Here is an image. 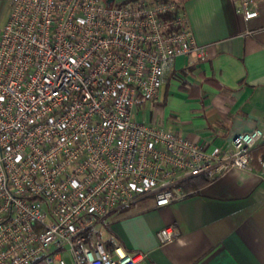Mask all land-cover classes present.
<instances>
[{"label":"built area","instance_id":"1","mask_svg":"<svg viewBox=\"0 0 264 264\" xmlns=\"http://www.w3.org/2000/svg\"><path fill=\"white\" fill-rule=\"evenodd\" d=\"M251 0H237L245 17ZM204 54L183 0H10L0 26V264H135L86 230L111 210L206 170L250 168L259 126L228 143L133 116L177 54ZM172 224L157 228L160 241ZM64 254L69 255L67 262Z\"/></svg>","mask_w":264,"mask_h":264},{"label":"crops","instance_id":"2","mask_svg":"<svg viewBox=\"0 0 264 264\" xmlns=\"http://www.w3.org/2000/svg\"><path fill=\"white\" fill-rule=\"evenodd\" d=\"M236 1L183 0L204 54H177L157 95L138 99L133 116L179 131L206 149L259 126L263 135L251 167L189 176L182 181L201 173L210 178L185 191L182 181L174 184L177 196L162 204L141 194L86 230L109 249L119 244L145 252L135 264H264V0L248 2L257 10L248 17ZM9 11L10 0H0V26ZM163 224H172L174 233L160 241L156 230Z\"/></svg>","mask_w":264,"mask_h":264},{"label":"trees","instance_id":"3","mask_svg":"<svg viewBox=\"0 0 264 264\" xmlns=\"http://www.w3.org/2000/svg\"><path fill=\"white\" fill-rule=\"evenodd\" d=\"M260 149L262 150V153H264V142L261 144V148ZM191 178L186 179V180H184V181H182V182L179 183L184 191L185 190H188V189H191L193 187H196L200 183H203V182L207 181L210 177L206 173H201V174H199V176L197 177V179L193 180ZM131 203L126 204V205H123V206L119 207V209L126 208ZM88 234H90V232H88ZM88 236H90V235H88ZM30 264H46V263L42 259H37V260L33 261Z\"/></svg>","mask_w":264,"mask_h":264},{"label":"rangeland","instance_id":"4","mask_svg":"<svg viewBox=\"0 0 264 264\" xmlns=\"http://www.w3.org/2000/svg\"><path fill=\"white\" fill-rule=\"evenodd\" d=\"M111 1H112V3L120 2V1H117V0H111ZM122 1H124V0H122ZM64 256H65V258H66L67 260H69V255H68V254H64Z\"/></svg>","mask_w":264,"mask_h":264},{"label":"water","instance_id":"5","mask_svg":"<svg viewBox=\"0 0 264 264\" xmlns=\"http://www.w3.org/2000/svg\"><path fill=\"white\" fill-rule=\"evenodd\" d=\"M106 2H109V1H111V0H105Z\"/></svg>","mask_w":264,"mask_h":264}]
</instances>
